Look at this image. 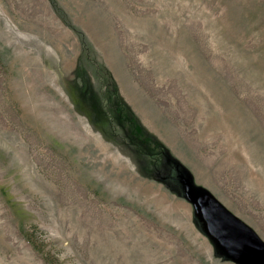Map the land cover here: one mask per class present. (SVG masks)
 <instances>
[{"label": "rangeland", "instance_id": "obj_1", "mask_svg": "<svg viewBox=\"0 0 264 264\" xmlns=\"http://www.w3.org/2000/svg\"><path fill=\"white\" fill-rule=\"evenodd\" d=\"M179 174L264 239V0H0V264H238Z\"/></svg>", "mask_w": 264, "mask_h": 264}, {"label": "water", "instance_id": "obj_2", "mask_svg": "<svg viewBox=\"0 0 264 264\" xmlns=\"http://www.w3.org/2000/svg\"><path fill=\"white\" fill-rule=\"evenodd\" d=\"M184 197L192 204L203 232L226 259L238 264H264V239L205 187L179 174Z\"/></svg>", "mask_w": 264, "mask_h": 264}]
</instances>
